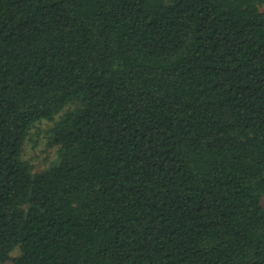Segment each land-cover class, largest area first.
Returning a JSON list of instances; mask_svg holds the SVG:
<instances>
[{
  "label": "trees",
  "instance_id": "1",
  "mask_svg": "<svg viewBox=\"0 0 264 264\" xmlns=\"http://www.w3.org/2000/svg\"><path fill=\"white\" fill-rule=\"evenodd\" d=\"M0 264H264V0H0Z\"/></svg>",
  "mask_w": 264,
  "mask_h": 264
},
{
  "label": "rangeland",
  "instance_id": "2",
  "mask_svg": "<svg viewBox=\"0 0 264 264\" xmlns=\"http://www.w3.org/2000/svg\"><path fill=\"white\" fill-rule=\"evenodd\" d=\"M63 113L55 117L54 120H44L37 123L25 142L24 158L35 165L36 171L48 168L57 156V148H52L51 130L56 123L61 119Z\"/></svg>",
  "mask_w": 264,
  "mask_h": 264
}]
</instances>
